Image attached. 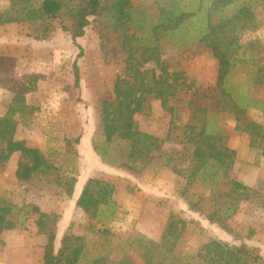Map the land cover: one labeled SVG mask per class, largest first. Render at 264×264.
Instances as JSON below:
<instances>
[{
	"label": "rangeland",
	"instance_id": "rangeland-1",
	"mask_svg": "<svg viewBox=\"0 0 264 264\" xmlns=\"http://www.w3.org/2000/svg\"><path fill=\"white\" fill-rule=\"evenodd\" d=\"M43 1L16 3L28 9L39 8ZM60 1L64 8L55 18L0 25V118L9 112L16 95H24L26 103L37 110L32 115L14 116L18 122L14 139L39 150L52 166L22 182L16 177L22 161L20 154L2 163L0 205L10 208L16 219L20 214L25 223L0 235L4 242L0 246V264H44L48 236L39 232L34 207L57 215L53 226L56 251L63 246L64 236L70 235L72 247L82 248L79 264H92L98 258L104 264H148L143 255L148 249L154 253L157 246L152 264H207L198 254L213 240L246 244L253 255L262 259H250L248 264H264V138L239 128L243 123L237 122L233 114H209L206 118L195 111L196 103L212 107L210 98L216 95L218 60L203 46L184 49L172 44L170 38L163 39L162 33L154 32L161 23V8L167 0H129L131 20L127 33L135 34L143 45L150 41L166 43L163 59L170 71L183 72L194 88L171 99L167 108L159 100L149 98L142 112L134 116L137 131L163 141L161 150L152 154L151 163L145 164L148 160L143 157L134 163L135 159L129 158L128 145L116 143L110 147V155H117V164L112 166L103 162L93 145L105 140L103 102L115 99L113 88L119 77H126L139 90L144 75L126 74L128 54L122 48L126 30H116L114 12V4L120 0H102L99 14L90 17V25L77 43L62 27L72 25L70 8L85 0ZM242 2L253 5L258 27L250 29L248 24V28L235 29L232 50L236 46L238 62L228 80L241 105L247 103L243 101L246 98L258 102L246 106L247 117L264 126V104H260L264 103V0L234 1L217 11L214 20L231 18ZM174 4L186 12L197 6L195 0H174ZM14 8L20 10L15 0H0L1 14L14 13ZM43 34L48 35L45 40L40 39ZM79 46L83 49L78 59L81 84L76 87L73 67ZM154 68L156 65L150 63L144 69ZM197 90L201 95L193 99ZM204 93L208 94L206 102L201 100ZM203 120L215 121L223 137L220 143L235 152L228 170L206 167L208 173L216 172L212 187L191 177L193 165L189 155L195 146L192 145L189 155L184 151L192 128L197 134ZM122 163L140 171L132 172ZM70 178L77 179L73 197L64 189ZM90 178L113 188L114 213L108 205L102 206L100 218L91 219L76 207V200ZM234 182L242 183L248 190L233 192ZM231 201L237 211L227 221L229 230L225 231L211 223L207 214L219 211ZM191 202L199 204L198 210L191 208ZM170 223H174L172 228Z\"/></svg>",
	"mask_w": 264,
	"mask_h": 264
},
{
	"label": "trees",
	"instance_id": "trees-1",
	"mask_svg": "<svg viewBox=\"0 0 264 264\" xmlns=\"http://www.w3.org/2000/svg\"><path fill=\"white\" fill-rule=\"evenodd\" d=\"M29 3L30 0H15V4L20 8L6 14L0 13V25L16 21H28L30 23L41 22L46 19L57 17L64 8V3L60 0H44L39 8L29 7L26 9L18 5ZM234 1L240 0H195L197 6L191 11H183L174 0H167L165 6L161 8V23L154 28L157 34L162 33L163 39L170 38L172 44L184 49H190L195 45L203 46L219 62V76L215 87L216 95L211 97L212 107L205 103H196L195 111L203 113L204 117L209 114L218 115L223 113L233 114L239 123H243L239 128L246 132H251L253 136L264 138V126L249 121L247 117L248 101L244 99L245 105H241L232 92L228 77L230 72L235 68L238 60L235 58L236 46L235 35L236 28L257 29L258 21L252 11L250 2H242L231 18H222L214 20L217 11L231 6ZM102 0H85L78 2L77 5L70 8L72 25L63 26V30L69 32L74 43L84 37V32L90 25V17H95L101 10ZM131 3L129 0H120L114 4L116 30L124 28V38L122 48L128 54L125 60L126 74L133 72L144 75L142 86L139 90L134 89L128 79L119 77L114 89L115 99L103 102L102 109V134L105 139L103 142L94 143V150L102 158L103 162L112 166L117 164V155H110V147L115 144L126 143L130 148L129 158H133L134 163L140 158H146L149 164L153 161L152 154L154 151H160L163 141L148 134L136 130L134 116L142 112L145 102L149 99L159 100L164 108H167L169 101L181 93H189L194 88L193 83H189L183 72L170 71L169 64L163 59V51L167 48L166 43L148 42L146 45L141 44L142 40L135 34L129 35L127 32L128 21L131 20ZM48 28H46L47 30ZM48 35H42L41 40H45ZM149 38V35H146ZM39 38V37H36ZM136 41L137 43H134ZM251 47V44H248ZM80 47V46H79ZM242 48V47H241ZM253 49V48H251ZM250 51V48L244 53ZM83 55V49L80 47V53L74 62L75 85L80 87L81 77L78 65V59ZM140 55V58H137ZM154 63L157 68L144 69L147 64ZM199 89V88H198ZM29 91V90H28ZM197 90L193 93L200 96ZM210 92V91H208ZM208 94L204 93L201 100L207 101ZM242 101V102H243ZM192 102V101H190ZM254 104L258 102L253 101ZM260 104H264L261 103ZM192 105V103H191ZM37 109L26 103L24 95H16L13 105L9 112L0 118V167L3 162L8 161L14 154H20L22 161L18 165L16 177L19 181H30L36 173L47 171L52 168L47 159L37 149L25 146L23 141H16L14 135L17 130L18 122L14 116L18 113L21 117L27 114L32 115ZM170 112L174 110L168 109ZM192 128L189 134V141L184 147V151L189 155L192 145L195 146L193 154L189 158L193 168L191 177L197 178L201 184L212 187L216 182L213 178L216 172L208 173L207 166L225 167L228 170V162L235 155L220 142L223 137L219 135V128L216 122L201 121V129L195 134ZM132 172L138 173L140 170L122 163ZM225 176H227L225 174ZM77 179L70 178L64 183V189L69 197H73L76 188ZM232 191L237 193L239 190H248V187L239 182H234ZM113 188L102 181L90 178L83 186V190L76 200V207L83 210L91 219H99L101 216L102 206H109V211L114 213V204L112 201ZM236 200V199H235ZM191 208L198 210V203H190ZM237 211V206L233 201L224 203L219 211H213L207 214V219L211 223L218 224L223 230L228 231L227 221L230 220ZM33 213L37 214L36 221L40 233L47 234L48 242L45 248L44 264H79L82 248H73L70 244L73 239L70 235H65L62 239V247L56 251L57 234L53 226L57 222V215L42 212L38 207L33 208ZM24 224L20 217L17 219L12 215V210L0 205V235L4 231L14 230L18 224ZM174 223H170L172 228ZM253 231H251V234ZM78 240V238H75ZM4 242L0 240V246ZM151 245H153L151 243ZM159 246L155 252L148 249L143 255L148 264H152L153 258L157 254ZM202 251L204 253H202ZM198 257L203 259L207 264H248V260L253 259L255 262H262L261 257L253 255L252 249L246 244H230L217 240L206 243L199 252ZM101 258L93 260L92 264H104Z\"/></svg>",
	"mask_w": 264,
	"mask_h": 264
}]
</instances>
